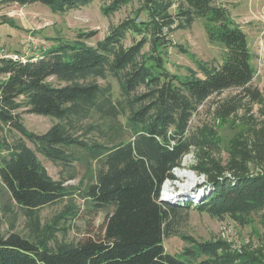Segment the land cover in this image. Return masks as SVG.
Returning <instances> with one entry per match:
<instances>
[{"label":"trees","instance_id":"16d2710c","mask_svg":"<svg viewBox=\"0 0 264 264\" xmlns=\"http://www.w3.org/2000/svg\"><path fill=\"white\" fill-rule=\"evenodd\" d=\"M92 1L0 0V5L41 3L64 12ZM135 1L110 0L103 10L111 15ZM138 1L133 14L96 44L88 42L94 31H82L74 40L60 39L27 59L0 51V128L19 131L36 147L24 138L14 143L0 139L5 154L0 155V185L25 210L33 232L32 237L3 232L0 219V264H264L221 238L186 246L177 254L164 245L174 218L185 209L246 222L243 216L264 208V167L251 173L255 165H264V121H250L246 137L229 147L226 162L211 157L214 142L190 126L199 107L227 89L241 88L252 102L264 103V90L252 84L256 69L248 35L220 0ZM196 19L204 21L209 41L225 49V58L219 66L197 59V67H188L182 76L166 65L171 35ZM109 77L118 81V98L111 83L100 82ZM24 107L58 122L44 133L33 132L22 121L19 109ZM236 109V103H228L220 114L229 116ZM96 116L102 121L85 125ZM123 116L132 130L129 139L117 124ZM104 126L122 138L110 137L107 143L84 138L104 132ZM193 148L209 151L198 168L214 190L199 202L167 203L162 200L164 183L177 179L175 170ZM38 152L70 168L75 161L90 166L96 161L95 170L90 167L93 180L82 195L93 210L107 211L100 233L60 242L57 227L41 225L35 210L72 191L65 178L50 175Z\"/></svg>","mask_w":264,"mask_h":264},{"label":"rangeland","instance_id":"374dc122","mask_svg":"<svg viewBox=\"0 0 264 264\" xmlns=\"http://www.w3.org/2000/svg\"><path fill=\"white\" fill-rule=\"evenodd\" d=\"M109 2L110 0H93L86 6L64 12H54L41 3L2 4L0 5L1 54L13 58H18L17 55H19L23 59L32 55L39 56L41 49L50 47L60 39L74 40L82 31H94L95 36L88 42L96 44L106 37L112 26L132 15L135 8L139 6L137 0L108 15L103 9ZM220 2L229 5L234 19L247 33L253 65L256 69L252 84L264 90V0H220ZM171 38L173 46L169 48L166 65L171 71L182 76L187 74L188 67H197V59L219 66L225 58V49L209 41L204 21L201 19H196L189 28L175 31ZM127 43H131V36ZM179 45H182L186 52L179 48ZM100 82L104 85L111 83L115 98L119 97L120 88L115 78L100 79ZM228 103H236L237 109L229 116H223L220 113ZM19 111L26 127L39 134L46 132L58 122V119L53 116L35 114L26 110L25 107ZM253 119L258 123L264 121V103L252 102L244 96L241 88H231L211 96L203 103L193 116L190 126L191 130L202 132L206 138L214 142L216 148L211 151L210 156L226 162L229 158V147L235 140L246 137L249 123ZM97 120L102 121L96 116L85 121V125L90 122L96 124ZM117 124L120 128H124V138L129 139L132 136V130H128L126 118L119 117ZM104 128V132L87 133L84 138L104 143L109 142L110 137L122 138L113 135L115 129L108 126ZM21 138H24L30 147L36 149L35 145L19 131L7 126L0 128L1 140L14 143ZM208 152V150L193 148L184 157L182 167L175 170L177 179H168L164 183V201L182 206L188 202L202 201L212 194L213 185L209 182L202 184L207 177L198 168L207 160ZM2 153L5 155L0 150V155ZM38 158L54 179L65 178V184L72 191L63 200L35 210L41 225L49 224L57 227V238L60 242H77L95 232L100 233L107 211L93 210L92 205L89 204L90 200L82 195L88 183L93 180L94 171L90 170V167L92 166L95 170L96 161L89 162L91 166L86 161H75L70 168L53 162L39 152ZM263 167L264 165H255L251 173H256ZM70 175L74 178L71 179ZM7 205L10 206V210L6 208ZM71 209L73 211L77 209L78 214L74 215ZM0 219L3 232L13 230L26 237H32L33 232L25 210L11 199L7 189L1 185ZM242 220L246 222L229 216L221 219L206 211H200L196 207L185 209L174 218L170 230L172 232L164 238L165 248L169 253L177 254L182 253L186 246L221 238L229 242L233 249L246 251L264 260V208L246 214ZM50 244L55 246V240L53 239Z\"/></svg>","mask_w":264,"mask_h":264},{"label":"water","instance_id":"95a60500","mask_svg":"<svg viewBox=\"0 0 264 264\" xmlns=\"http://www.w3.org/2000/svg\"><path fill=\"white\" fill-rule=\"evenodd\" d=\"M204 183H207V181L203 182L202 184H204ZM200 184H201V183H200ZM177 194L180 195V193H177ZM163 199H164V198H163ZM168 203L175 205L174 202H168Z\"/></svg>","mask_w":264,"mask_h":264},{"label":"built area","instance_id":"2783aa9c","mask_svg":"<svg viewBox=\"0 0 264 264\" xmlns=\"http://www.w3.org/2000/svg\"><path fill=\"white\" fill-rule=\"evenodd\" d=\"M163 198H164V197L162 196V200H164Z\"/></svg>","mask_w":264,"mask_h":264},{"label":"bare ground","instance_id":"6f19581e","mask_svg":"<svg viewBox=\"0 0 264 264\" xmlns=\"http://www.w3.org/2000/svg\"><path fill=\"white\" fill-rule=\"evenodd\" d=\"M193 177V175H191ZM193 179V178H192ZM165 189V188H164Z\"/></svg>","mask_w":264,"mask_h":264}]
</instances>
